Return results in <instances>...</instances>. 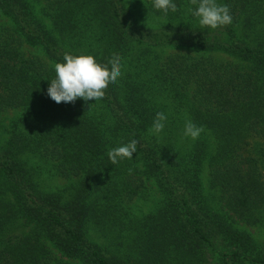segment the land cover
<instances>
[{
  "label": "trees",
  "instance_id": "1",
  "mask_svg": "<svg viewBox=\"0 0 264 264\" xmlns=\"http://www.w3.org/2000/svg\"><path fill=\"white\" fill-rule=\"evenodd\" d=\"M175 2L0 0V264H264L240 224L264 226V0H217L233 19L216 29ZM65 53L117 55L121 76L56 103Z\"/></svg>",
  "mask_w": 264,
  "mask_h": 264
},
{
  "label": "clouds",
  "instance_id": "2",
  "mask_svg": "<svg viewBox=\"0 0 264 264\" xmlns=\"http://www.w3.org/2000/svg\"><path fill=\"white\" fill-rule=\"evenodd\" d=\"M194 6L189 9L192 16L198 18L201 27L216 29L232 23V15L226 4H220L217 0H191ZM152 6L161 11L165 16L169 12L177 11L175 0H152ZM121 59L113 55L107 63H99L92 54L65 53L62 62L54 65L55 76L50 80L47 88L49 97L56 103H74L77 98L85 102L99 101L104 98L105 89L115 84L121 76ZM167 116L163 112H157L151 126V133L159 135L164 127ZM202 127L197 126L191 120H186L183 135L197 139L202 132ZM139 141L131 139L126 143L109 148L107 155L111 164H116L125 158L132 159L133 153L138 151Z\"/></svg>",
  "mask_w": 264,
  "mask_h": 264
},
{
  "label": "rangeland",
  "instance_id": "3",
  "mask_svg": "<svg viewBox=\"0 0 264 264\" xmlns=\"http://www.w3.org/2000/svg\"><path fill=\"white\" fill-rule=\"evenodd\" d=\"M133 1V0H131ZM133 5V4H132ZM14 112L10 111V112H7L3 115V118L8 121V119H10L12 116H13ZM69 183V180L67 179H63V178H60V177H51V178H48L47 176H44L43 177V185L46 186L47 188H50V187H62V186H65V185H68ZM142 208L143 206H145L144 202H140L139 203ZM240 224L248 229L250 232H252L255 237L260 240V241H264V226H260V225H256V226H249V225H244L245 223L243 222H240Z\"/></svg>",
  "mask_w": 264,
  "mask_h": 264
}]
</instances>
